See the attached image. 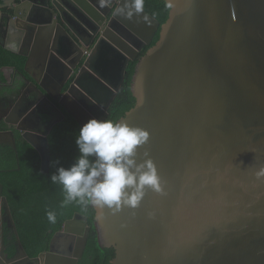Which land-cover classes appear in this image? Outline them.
I'll return each instance as SVG.
<instances>
[{"label": "water", "instance_id": "water-1", "mask_svg": "<svg viewBox=\"0 0 264 264\" xmlns=\"http://www.w3.org/2000/svg\"><path fill=\"white\" fill-rule=\"evenodd\" d=\"M164 1L171 10L161 25L146 11V18L118 17L114 10L124 0H112L97 16L86 7L94 0H46L37 22L40 38L22 46L40 57V71L64 67L66 75L55 96L34 76L27 83L35 91L26 96L24 90L13 104H7L8 90H0V124L8 127L0 130V146L17 151V131L48 174L49 133L25 127L27 110L17 106L24 100L36 106L48 94L80 126L108 119L129 63L160 29L133 77L136 105L121 120L149 132L145 148L164 193L149 189L138 209L95 220L98 242L114 249L112 264H264V180L256 179L264 168V0ZM26 3L0 4V21L6 14L12 19L3 9L19 17ZM19 54L27 59V72L30 58ZM0 202L17 238L15 257L9 259L3 247L0 264H78L83 258L91 230L87 217L75 214L47 252L30 258L1 183ZM208 221L216 226L207 227Z\"/></svg>", "mask_w": 264, "mask_h": 264}, {"label": "trees", "instance_id": "trees-1", "mask_svg": "<svg viewBox=\"0 0 264 264\" xmlns=\"http://www.w3.org/2000/svg\"><path fill=\"white\" fill-rule=\"evenodd\" d=\"M170 10L171 7L164 0H145V11L161 25L167 21ZM159 37L160 29L152 44L135 61L129 63L125 81L109 109L108 119L119 121L135 107L133 77L140 60L157 43ZM7 58L2 54L3 63L10 62ZM80 127L70 116L53 127L49 136L51 166L48 174L42 173L40 156L28 143L19 142L17 151L11 146H1L0 183L3 185V195L11 209L20 241L30 258H37L47 252L52 239L62 230L65 222L71 220L75 214H80L88 218L91 230L85 254L78 264H112L115 251L113 248L100 246L94 211L91 208L85 210L77 204L63 206V190L50 180L57 167L70 166L78 155L75 138ZM48 211L56 213L55 223L48 221ZM13 242H16V237ZM14 251L15 248H12L11 253Z\"/></svg>", "mask_w": 264, "mask_h": 264}, {"label": "clouds", "instance_id": "clouds-1", "mask_svg": "<svg viewBox=\"0 0 264 264\" xmlns=\"http://www.w3.org/2000/svg\"><path fill=\"white\" fill-rule=\"evenodd\" d=\"M111 2L100 0V6ZM114 11L128 21L146 18L145 0H124ZM9 47L17 45L12 43ZM149 140L147 130L124 120H87L75 138L78 155L70 166L57 167L50 177L63 190V206L77 204L85 210L91 208L95 220L102 222L109 212L115 215L124 208L138 209L149 189L163 194L158 168L145 148ZM256 179L264 180V168L256 172ZM46 216L50 223L56 222L54 211H48ZM215 226L214 221L207 222V227Z\"/></svg>", "mask_w": 264, "mask_h": 264}, {"label": "flooded vegetation", "instance_id": "flooded-vegetation-1", "mask_svg": "<svg viewBox=\"0 0 264 264\" xmlns=\"http://www.w3.org/2000/svg\"><path fill=\"white\" fill-rule=\"evenodd\" d=\"M45 1L46 0H27V3L25 4L26 8H21V11L25 10V12L19 17L13 16L14 9H3L4 13H9L12 15V19H10L11 17L6 14L7 16L4 15V18H2L3 22L0 21V43L3 45H6L7 42L19 44V51H17L18 54L15 53L16 58L14 60H12V62L10 61L8 63H3V65L2 63H0V90H8L10 99V101L7 100L8 105H10L11 103L13 104V102L17 101L19 95L24 90L26 96H29L35 91V89L27 83L28 80L33 81L31 76L39 79L40 82L43 83L45 88H47L50 95L55 96L57 95L58 80L61 81L66 75V70L64 69V67H60L58 71H54V69L49 71L45 70L44 72L40 71V57L36 54L35 51L32 50V48L29 49L22 46L25 43L34 45V41L40 38V36L38 35L39 26H37V22L39 21L40 12L47 10L44 5ZM6 2L7 0H0V4H6ZM20 2L21 0H16V3ZM90 4L91 8L88 6L86 7L91 13L96 16L98 14H104V11L107 10V6H100V0H94V2H90ZM111 17L112 16H110L108 19H110ZM19 53H26L30 58V64L27 68V72L23 71L27 59L25 57L19 56ZM0 54L3 53L0 52ZM9 59L11 60V57ZM13 63H18V67L16 69L13 68L15 66V64ZM19 71L21 72V74L19 73ZM75 77L76 75H72L71 77H69L66 85H64L62 89L61 96L68 92ZM18 83L22 84L19 93L15 92L13 89V86ZM55 84L57 88L55 87ZM51 96H49L48 94L45 95L36 106H29V104L27 105V100H24L23 103L17 106L18 111H22V109L24 108H26L27 110L28 118L25 120L23 125L29 129L36 130L42 135L49 133L48 138L53 127L57 123L66 119L67 116L72 117L63 107L59 105L60 99L55 101ZM106 100L107 96L103 101ZM0 107H3V105L0 104ZM1 114L2 108H0V118ZM7 129L8 127L4 125V123L0 124V130L5 131ZM14 132L16 145H18V143L21 141L26 142L17 131L14 130ZM4 146H11L14 149L13 145ZM2 205L3 203L0 202V254L3 250V247H5V253L7 254V257L11 259L16 255L17 238L16 242H13L14 238L16 237L15 231L11 226L10 217L7 215L6 208ZM11 216L13 217L12 212ZM12 231L14 232V234ZM12 248H15L13 254L11 253Z\"/></svg>", "mask_w": 264, "mask_h": 264}, {"label": "crops", "instance_id": "crops-1", "mask_svg": "<svg viewBox=\"0 0 264 264\" xmlns=\"http://www.w3.org/2000/svg\"><path fill=\"white\" fill-rule=\"evenodd\" d=\"M10 44H12V43L11 42H7L6 45H4L5 47L7 46L9 48V50L8 49H4L3 47H0V52L5 54L8 58H10V57L14 58V56L16 57L15 51L16 52L19 51V44L16 43V45H17L16 48L9 47ZM1 62H2V65H3V59L0 58V63Z\"/></svg>", "mask_w": 264, "mask_h": 264}]
</instances>
